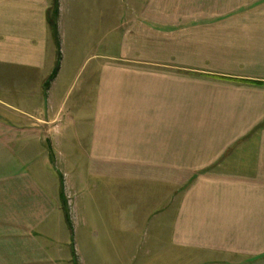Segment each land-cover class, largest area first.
I'll return each instance as SVG.
<instances>
[{
    "label": "crops",
    "instance_id": "obj_1",
    "mask_svg": "<svg viewBox=\"0 0 264 264\" xmlns=\"http://www.w3.org/2000/svg\"><path fill=\"white\" fill-rule=\"evenodd\" d=\"M170 2L58 0L45 88L52 0H0V157H66L0 161V264H264V0Z\"/></svg>",
    "mask_w": 264,
    "mask_h": 264
},
{
    "label": "rangeland",
    "instance_id": "obj_2",
    "mask_svg": "<svg viewBox=\"0 0 264 264\" xmlns=\"http://www.w3.org/2000/svg\"><path fill=\"white\" fill-rule=\"evenodd\" d=\"M172 1H174V2H170V5H175L176 3H178L177 2L178 0H172ZM30 151L34 152V156L33 157L36 159L35 162H36L37 166L38 165L41 166L40 160H42V158L45 157V159L48 158L47 159V163H49L51 168L57 169L61 173H62V170L63 171L66 170L65 167L63 166V164H61V160H63V157H64L65 154H63V157H62L61 153L58 150H55L54 148H50L49 146L46 147L43 150H38V149L31 150V149H29L27 147H23V146L17 145L15 148L12 149V153L11 154L9 153L10 157H9V155H5V154L1 155L0 161L6 159V161L8 162L7 166L9 168V171H12V172H15V173H31L33 176H38V174L35 172L34 165H30V164L26 165V164L20 163V160H22L23 154L26 153V152H30ZM80 151H82V150H80ZM51 156H52V158H54V162H55L52 165L50 164V157ZM82 157H84V156H82ZM64 158H66V157H64ZM49 165H48V167H49ZM67 178H68V175H67ZM59 179L62 180L61 176L59 177ZM96 185L100 186L99 182ZM65 186H66V184L63 181V188H65ZM91 189L92 188H90L89 190L85 189L81 193L82 197L86 196V197L89 198L90 195L92 196V192L93 191L95 192V190L94 189L91 190ZM97 190H100V188H98ZM64 196H65V199H66V202H67V206H68V209H69V216H70V208H71V205H72L73 197H72V194L70 192L69 184H67V186H66V192H65ZM82 197H80V198H82ZM98 198H99V196L96 195L95 196V200L93 201L94 205H101V200H98ZM100 212L101 211H98L97 213L95 212V215H96L97 218H99V215H101Z\"/></svg>",
    "mask_w": 264,
    "mask_h": 264
},
{
    "label": "trees",
    "instance_id": "obj_3",
    "mask_svg": "<svg viewBox=\"0 0 264 264\" xmlns=\"http://www.w3.org/2000/svg\"><path fill=\"white\" fill-rule=\"evenodd\" d=\"M57 21H58V0H52V4L50 6V8L47 11V22H48V26L51 32V36L54 40V43L58 49V61L56 62L55 68L52 72V74L50 75L49 79L47 80L46 84H45V88H47L50 84V82L55 78L58 68H59V58H60V53H59V38H58V27H57ZM50 161L52 162L53 158L52 156L50 157ZM60 201H61V206H62V210H63V215H64V220L68 226L69 229L72 228V224H71V219L69 216V209L67 206V202L64 196V188H63V181L61 180V185H60ZM72 258H73V262L74 264H76V255L73 252L72 253Z\"/></svg>",
    "mask_w": 264,
    "mask_h": 264
}]
</instances>
